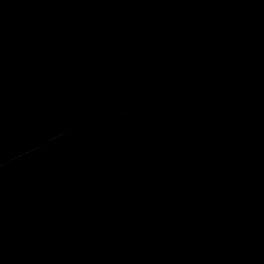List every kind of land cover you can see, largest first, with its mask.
<instances>
[{
  "label": "water",
  "instance_id": "95a60500",
  "mask_svg": "<svg viewBox=\"0 0 264 264\" xmlns=\"http://www.w3.org/2000/svg\"><path fill=\"white\" fill-rule=\"evenodd\" d=\"M0 264H264V0H0Z\"/></svg>",
  "mask_w": 264,
  "mask_h": 264
}]
</instances>
